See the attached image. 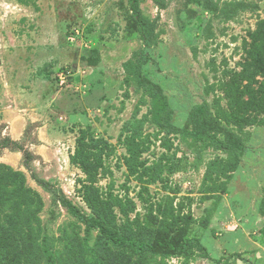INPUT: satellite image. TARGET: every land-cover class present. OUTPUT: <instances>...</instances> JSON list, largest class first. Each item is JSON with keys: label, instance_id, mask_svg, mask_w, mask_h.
Listing matches in <instances>:
<instances>
[{"label": "rangeland", "instance_id": "374dc122", "mask_svg": "<svg viewBox=\"0 0 264 264\" xmlns=\"http://www.w3.org/2000/svg\"><path fill=\"white\" fill-rule=\"evenodd\" d=\"M139 7L154 24L149 45L127 0H0V141L10 137L33 155L26 164L22 151H0V165L24 178L20 186L0 176V221L16 215L31 224L19 263L44 264L52 254L58 264H80L70 250L85 236L83 222L34 176L90 213L79 191L88 181L71 162L84 130L113 149L104 157L108 175L98 174L95 185L133 202L127 217L134 228L151 210L178 228L172 238L161 230L164 237L199 242L186 255L160 250L147 264H264V94L249 113L253 123L220 121L243 144L240 154L219 147L226 142L220 130L194 139L189 117L192 105L211 106L214 98L230 110L228 86L242 69L249 33L264 22V0H141ZM237 82L236 93L256 85L246 77ZM146 83L165 96L160 121L169 110L176 131L150 120ZM136 123L135 140L146 146L140 179L127 176L124 164V138ZM113 210L123 223L119 208ZM97 234L92 230L89 244Z\"/></svg>", "mask_w": 264, "mask_h": 264}, {"label": "trees", "instance_id": "16d2710c", "mask_svg": "<svg viewBox=\"0 0 264 264\" xmlns=\"http://www.w3.org/2000/svg\"><path fill=\"white\" fill-rule=\"evenodd\" d=\"M141 0H127L131 15L140 27L139 32L144 44L149 45L150 34L153 30V21L143 16L140 12L139 3ZM250 41L244 44V58L242 69L232 75V86H228L229 91L226 94L230 110L222 108L218 98L212 101V107L216 109V115L210 110L209 104L201 103L192 105L189 117L192 125L190 135L196 140H202L209 131L219 130L226 134V142H219V147L227 152H243V144L233 131L221 125L220 121L226 124L242 126L243 124L253 123L254 116L249 118L250 111L258 104V101L264 94V22H259V27L249 33ZM146 57H143L145 60ZM142 62L137 65V73L140 70ZM261 77L258 79L257 77ZM244 77L256 85L246 84L239 93L238 80ZM151 96L150 115L153 123L159 127H164L167 132L176 131L167 121L170 119L169 110H167L166 120L161 123V112L167 109L165 96L161 92H156L157 86L153 83H146ZM158 90V89H157ZM247 95V98H244ZM246 117H244V115ZM147 118V117H146ZM145 118V119H146ZM143 121V120H142ZM142 121L140 123H142ZM128 129V128H127ZM140 126L138 123L133 124L130 134L125 135L124 143L127 155L124 157V164L127 169V176H135L140 179L139 169L145 171V162L140 160L141 153L146 149L144 140L136 141L135 137H140ZM162 145L165 142L161 141ZM4 148L17 149L23 152L25 163L33 158L32 153L25 149L19 142L10 137H5L0 141V151ZM113 149L109 147L107 141L100 138L88 137L86 131L82 130L77 139V146L71 154V162L77 164L85 173L86 181L80 187V194L90 213L79 212L64 193L51 185L48 181L34 176L36 182L50 192L56 201L64 206L73 216L83 222L85 227V236L82 241L76 240L71 248V259H75L80 264H147L148 258L160 250H169L173 255L187 253L189 247H200L199 242L195 239H176L174 243L168 237L162 235L161 230L168 231L171 236L175 235L178 228L173 226L174 220L168 221L158 219L151 213L147 214L144 224L135 223V228L127 217L128 210L133 209V202L126 198L125 202L117 195L100 190L95 185L98 174L108 175V169L104 166V157L108 156ZM0 176L18 181L20 186L23 185V175L18 171L11 170L8 166L0 165ZM12 184V182H11ZM30 197L28 194L23 196V202ZM31 199V198H30ZM2 202L0 201V204ZM15 201L8 205L12 211L15 209ZM114 207H118L125 220L117 224L114 214ZM17 217L16 215H14ZM9 217L5 224V219L0 221V264H21L26 249L20 246L24 241V235H30L31 224L29 221L24 222L15 217ZM189 219L185 220V224ZM152 226V227H151ZM27 228V230H25ZM92 230H97L98 234L92 244L88 243V237ZM162 236V237H161ZM20 247V248H19ZM46 240L43 241L41 249L46 252ZM73 255V256H72ZM21 262V261H20ZM25 264V263H23ZM44 264H58L56 257L47 254V260Z\"/></svg>", "mask_w": 264, "mask_h": 264}]
</instances>
